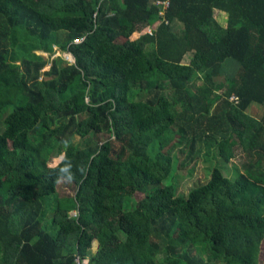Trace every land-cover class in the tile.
I'll use <instances>...</instances> for the list:
<instances>
[{
	"label": "trees",
	"instance_id": "trees-1",
	"mask_svg": "<svg viewBox=\"0 0 264 264\" xmlns=\"http://www.w3.org/2000/svg\"><path fill=\"white\" fill-rule=\"evenodd\" d=\"M155 1L0 0V264H259L264 0ZM198 143L245 161L180 196Z\"/></svg>",
	"mask_w": 264,
	"mask_h": 264
},
{
	"label": "rangeland",
	"instance_id": "rangeland-1",
	"mask_svg": "<svg viewBox=\"0 0 264 264\" xmlns=\"http://www.w3.org/2000/svg\"><path fill=\"white\" fill-rule=\"evenodd\" d=\"M217 20L223 22V17L221 13L217 14ZM181 25V24H180ZM179 29L177 26L175 27ZM176 29V30H177ZM137 37V36H136ZM54 53L50 58L57 55H64L65 51L60 50L57 46L53 47ZM36 54H44L48 56V53L41 50H36ZM194 54L190 53L185 56L183 61L184 64H190L193 60ZM49 65H46L43 70L48 69ZM238 64L229 61L225 65V73L218 81H224L225 79L231 77L237 70ZM247 113L256 119H261L264 115V109L258 105L251 106ZM184 150V149H182ZM62 159V158H61ZM56 159L53 164L59 163L61 161ZM245 161V153L242 149H236V155L234 159L230 162L224 161L220 155L219 150L216 147L208 148L206 143H198L195 152L189 155V152L184 150V154L177 151L174 152V169L172 175L168 178L166 183L175 185L177 188V194L180 196H187L189 191L200 183H205L210 178L209 169L213 167H218L223 171L224 176L231 180L237 178L238 172L241 170V164ZM233 178V179H232ZM58 194L60 198L73 197L75 195V187L69 182L61 181L58 186ZM137 198H143L142 194H138ZM76 212H71V215L75 216ZM97 248V244L94 245V250ZM262 251L260 254L259 264H264V243L262 245Z\"/></svg>",
	"mask_w": 264,
	"mask_h": 264
},
{
	"label": "built area",
	"instance_id": "built-area-1",
	"mask_svg": "<svg viewBox=\"0 0 264 264\" xmlns=\"http://www.w3.org/2000/svg\"><path fill=\"white\" fill-rule=\"evenodd\" d=\"M155 5H157L158 7H160V16H164L165 17V14H166V11L170 5L169 1H160V0H156L154 2ZM167 24H168V21H166ZM158 24H153L149 27V29L147 30V33L151 34L153 32V30H155L156 26ZM75 42H79V40H76ZM62 58L64 60L67 61L68 64H74V58L73 56L68 52V51H65L64 52V55H62ZM234 101V98L232 99ZM78 264H81L80 260H78Z\"/></svg>",
	"mask_w": 264,
	"mask_h": 264
},
{
	"label": "crops",
	"instance_id": "crops-1",
	"mask_svg": "<svg viewBox=\"0 0 264 264\" xmlns=\"http://www.w3.org/2000/svg\"><path fill=\"white\" fill-rule=\"evenodd\" d=\"M218 13H221V16L223 17V22H221L220 21V23H221V25H223V26H226V20H227V15L225 14V13H223V12H221V11H216L215 12V17L217 16V14ZM216 19H217V17H216ZM219 21V20H218ZM179 29L181 28V25H180V23H178L177 25H176Z\"/></svg>",
	"mask_w": 264,
	"mask_h": 264
}]
</instances>
